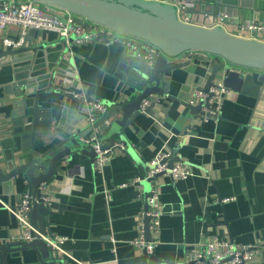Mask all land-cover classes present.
<instances>
[{
	"label": "crops",
	"instance_id": "crops-1",
	"mask_svg": "<svg viewBox=\"0 0 264 264\" xmlns=\"http://www.w3.org/2000/svg\"><path fill=\"white\" fill-rule=\"evenodd\" d=\"M187 5V10L194 9L191 17L186 15L188 21L196 25H221L236 34L243 23L264 24V0H189ZM19 31L11 28L5 33L17 36ZM25 47L29 51L15 55L23 58L18 65L12 63L15 56L0 59L3 167L6 159H27L34 151L54 148L60 137L90 134L89 103L68 96L65 89L76 87L94 100L118 103L131 96L140 75L135 65L126 66L129 52L119 41L78 43L54 32L34 30ZM34 48H38L35 54ZM189 55V65L167 75L168 93L186 102L196 87H204L208 74L220 62L200 51ZM186 60L187 55L178 61ZM27 79L32 82L22 84ZM159 97L151 114H140L126 128L125 136L150 161L159 151H170L184 141L179 154L196 172L175 182L168 175L159 178L163 216L154 252L162 261L134 244L146 200L143 186L120 187L136 177L137 170L135 161L119 150L101 172L90 158L77 155L59 166L56 180L50 183L54 199L47 229L67 236L66 249L92 264L182 263L192 248L215 236L236 244L259 245L262 253L248 264H264V93L257 101L230 91L221 118L206 120L194 118L177 100ZM36 98L40 117L35 124ZM97 128L104 136L106 121ZM14 183L15 189L0 183L2 242L18 240L22 232L18 219L4 206H17L28 192L27 185ZM224 198L233 199L223 202ZM15 248L20 249L7 254L6 264H41L34 249ZM64 261L79 264L66 257ZM0 264H4L1 254Z\"/></svg>",
	"mask_w": 264,
	"mask_h": 264
},
{
	"label": "water",
	"instance_id": "water-1",
	"mask_svg": "<svg viewBox=\"0 0 264 264\" xmlns=\"http://www.w3.org/2000/svg\"><path fill=\"white\" fill-rule=\"evenodd\" d=\"M34 1L83 16L88 20L87 24H100L122 35L146 40L162 52L155 59L153 65H147L143 59L138 58L137 53L126 50L129 52L126 66L135 65L134 69H138L137 71L140 75L137 76L132 94L127 100H122L118 103L103 101L110 109L104 116V121L107 124L105 132H103L104 136L100 135L97 128L99 124L104 122L101 120L98 124L95 122L94 125H90V134L87 136H81L80 138L79 136L60 137L59 143L45 152L34 151L29 154L27 159L25 157L6 159L5 167L0 162V183L11 184L13 189H15L14 182H17L18 185L19 183L25 184L28 186V193L39 199L38 202L35 201L31 205L28 217L33 226L43 235L53 234L47 229L50 225L49 216L52 210L41 199L43 193L40 187L43 183L50 185L51 182L56 180L59 166L72 161L75 155L80 158H90L91 162L95 164L96 152L93 147L94 143L84 142V138L90 137L95 130L99 132L104 149H121L120 144H122L124 146L121 149L122 152L128 154L135 161L137 176L143 179L138 185L143 186L146 200L151 191L152 182L158 180L165 173L156 174L153 178L144 180L153 165L150 160H147L141 154L140 146L132 147L125 136L126 128L132 125L140 114H151V110L156 105V102H153L143 110L142 103L144 99L159 95L177 100L190 109L194 118L204 120L206 117L216 116L211 112H207L206 108L211 109V98L214 94L210 92V89L215 85L217 79H222L224 87L229 91L254 97L257 101L261 99L264 93V41L238 36L228 32L221 25L201 26L184 22L179 17L177 7L173 4L157 0ZM193 12L194 9H188L185 13L188 17H191ZM73 39L74 37L71 38V40ZM95 39L108 41L107 34L95 36ZM27 51H29L28 47L15 51H8L2 48L0 50V59L2 56H15ZM37 51L38 48L32 49L34 54ZM196 51L218 57L220 62L215 64L205 80L203 90L210 92L209 96L193 103L190 100L186 102L168 93L170 81L167 79V75L176 69L189 65L192 57L189 53ZM185 55L188 56V60L178 61ZM22 59L19 56L13 57V65H18ZM31 82L32 80L27 79L22 84ZM69 89L75 93L81 92L76 87ZM64 92H66V89ZM66 93L68 96L75 97L72 93ZM86 98L87 101L94 100L89 96H86ZM39 114L40 107L36 98L35 124L40 117ZM216 117L221 118L220 115ZM103 137L109 139V141L104 142ZM116 137H118V140H116ZM183 144L184 141L176 143L175 147L170 149V155L165 158L170 168H173L176 163L191 165L179 154ZM146 209H148L147 201ZM144 223L146 236L150 239L149 216L145 217ZM18 246H23L25 249H34L41 264H57L62 261L56 257V250L46 240L39 237L30 242L22 240L0 241V254L4 264H6L7 254L18 251L20 248H15ZM144 252L156 260L162 261L155 256V252L149 253L146 250Z\"/></svg>",
	"mask_w": 264,
	"mask_h": 264
},
{
	"label": "built area",
	"instance_id": "built-area-1",
	"mask_svg": "<svg viewBox=\"0 0 264 264\" xmlns=\"http://www.w3.org/2000/svg\"><path fill=\"white\" fill-rule=\"evenodd\" d=\"M163 3L173 4L177 7L179 17L184 22L189 23L186 11L189 0H157ZM88 23V20L78 14L67 10H61L49 5L41 4L34 0H0V47L5 50L15 51L26 46L28 42V35L31 31H49L56 33L60 38L68 41L72 37L78 43L92 42L95 36L107 34L108 40L121 42L127 50L137 53L139 58H142L147 64L153 65L155 59L159 57L162 52L159 48L150 44L146 40L138 39L131 36L122 35L107 27ZM216 26V25H214ZM11 28H19V34L12 36L6 34V30ZM264 24L257 22H247L239 26L236 35L264 41ZM104 40V39H102ZM59 88L64 89L63 85ZM66 92L74 94L79 98L89 103L87 121L89 125H94L101 114L108 111V106L101 100L87 101L86 95L82 92L75 93L69 88ZM210 92L214 94L211 98V109L206 108L207 112L213 115H220L224 106V102L230 91L224 87L222 79H217L215 85L211 87ZM210 92H205L203 86H198L192 93L191 102H198L200 99H206ZM160 101L159 96H150L143 100L142 109L145 110L153 102ZM1 105V103H0ZM215 116V117H216ZM213 117V116H211ZM210 118V117H206ZM218 118V117H216ZM204 119V120H206ZM4 119L0 113V127L3 126ZM84 142L93 144L96 152L95 168L101 172L105 165L113 158L114 155L124 148L120 144L121 149L108 148L104 149L99 132H95L87 138ZM170 155V151H159L152 159L151 164L153 168L148 172L146 179L153 178L156 174L165 173L174 182L180 179H188L195 176L196 172L191 165L185 163H176L173 168H170L165 158ZM143 179L139 176L134 177L129 182H124L120 187L128 186L129 184H138ZM42 197L41 199L46 205L51 207L54 193L50 189V185L43 183L41 185ZM108 196L110 192L107 190ZM233 198H224L223 202L232 200ZM39 201L37 197H33L28 192L25 193L17 206L4 205L8 210L18 219L22 227V232L18 240L30 242L36 238H42L56 250V257L60 261L57 264H65L64 257L71 259L79 264H92L78 260L65 247L69 240L67 236L61 235H43L31 223L28 213L33 202ZM148 209L143 211L139 216V223L137 226L138 236L134 240L135 246L139 250H146L149 253L154 252L159 244V234L161 231V219L163 216L162 202H161V184L158 180L152 182V187L149 195L146 198ZM146 216L150 217V239L146 236L144 219ZM262 253L260 246L255 244H236L229 240L215 236L207 244H202L194 247L190 251V256L186 262H177L175 264H248L256 260Z\"/></svg>",
	"mask_w": 264,
	"mask_h": 264
}]
</instances>
